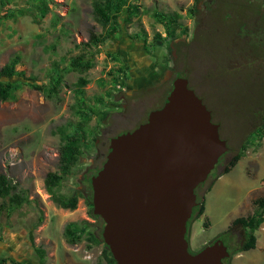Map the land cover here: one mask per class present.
Wrapping results in <instances>:
<instances>
[{
	"label": "rangeland",
	"instance_id": "obj_1",
	"mask_svg": "<svg viewBox=\"0 0 264 264\" xmlns=\"http://www.w3.org/2000/svg\"><path fill=\"white\" fill-rule=\"evenodd\" d=\"M2 1L0 14L11 9L15 15L0 19V67L18 54L19 74L8 80L25 84L13 98L0 100V173L23 189L30 203L10 217L0 212V254L39 264L38 247L44 251V264H105L102 245L88 247L89 230L103 224L90 215L83 198L87 177L102 165L111 137L135 128L164 104L176 76L188 80L228 146L196 190L206 216H198L200 209L191 216L188 249L196 253L221 240L232 252L226 264H264V222L255 230L256 245L250 250H238L245 240L240 225L224 234L235 217L252 212L255 198L264 196V32L256 31L264 26V15L255 9L264 12V0H131L138 14L128 20L122 12L118 32L106 37L93 67L84 72L67 66L82 51L90 31L106 34L94 17V0H48L42 16L32 1ZM155 10L180 15L169 35L154 20ZM191 11L195 13L189 16ZM113 54L128 64L126 73L119 71ZM172 61L173 75L154 84L152 74L172 68ZM53 70L64 75L58 95L50 99L30 84L47 83ZM79 76L88 80L83 95L76 92ZM77 108L87 114L78 115ZM66 123L88 127L82 156L55 189L78 196L74 209L59 206L44 185L47 172L58 169L62 142L55 130ZM242 145V158L218 180L224 164ZM70 221L90 224L76 244L64 235Z\"/></svg>",
	"mask_w": 264,
	"mask_h": 264
},
{
	"label": "water",
	"instance_id": "obj_2",
	"mask_svg": "<svg viewBox=\"0 0 264 264\" xmlns=\"http://www.w3.org/2000/svg\"><path fill=\"white\" fill-rule=\"evenodd\" d=\"M228 150L219 125L185 77H175L164 104L145 122L110 138L91 176L93 213L115 264H223L221 240L188 249L195 188Z\"/></svg>",
	"mask_w": 264,
	"mask_h": 264
},
{
	"label": "trees",
	"instance_id": "obj_3",
	"mask_svg": "<svg viewBox=\"0 0 264 264\" xmlns=\"http://www.w3.org/2000/svg\"><path fill=\"white\" fill-rule=\"evenodd\" d=\"M6 0H3L4 2ZM32 1L33 7L39 13L40 16L44 15L48 11V0H41V2ZM93 14L98 23L102 25L105 29L106 34L90 31L88 40L82 43V51L72 56L69 60L67 66L68 70H75L84 72L93 67L94 57L101 52V45L105 42L108 35H115L120 28V21L122 20V12L127 13V19H131L133 16L138 14L137 4L131 2V0H94L92 3ZM257 11L262 12L263 10L260 7L255 8ZM15 10L6 9L0 14V19L13 17L15 15ZM20 13L23 12V9L19 10ZM193 11L189 12V16L194 15ZM152 16L154 20L163 25L167 35L170 34V27L172 25H177V20L180 17L179 14H168L161 11H153ZM243 30V29H242ZM158 35V34H157ZM145 34L143 35V37ZM138 34L135 38H138ZM113 60L120 63L119 71L126 73L128 64L122 61V58L118 54H113ZM20 63V56L18 54H13L8 61L0 67V77L6 78V80L0 79V100L5 101L10 98H13L14 92L17 91L22 85L25 84L23 81L12 82L8 78L19 74L16 70V66ZM64 72L61 70H53L48 78L47 83H37L32 82L30 86L41 92L46 98H55L58 95L59 87L63 81ZM119 78L117 77V80ZM88 83V80L84 76H79L76 81V92L80 95L84 94V86ZM166 100V99H165ZM78 104V103H77ZM80 109L78 115L87 114L83 109ZM88 127L85 125L66 123L65 125H60L56 128L55 133H57L61 139V145L59 147V164L56 171L47 172L44 178V185L47 191L51 194V198L61 207L74 209L76 207L78 196L75 194L65 195L56 192V188L66 179L70 174H72L73 168L78 163L80 157L83 154L82 144L85 140V135L87 133ZM245 146H241V150L236 152L232 157L224 164L222 171L216 177L228 173L238 162V160L243 156ZM221 158V157H220ZM220 160V159H219ZM218 160V162H219ZM104 162V161H103ZM101 168V166L93 173V175ZM210 175V174H209ZM208 175V176H209ZM208 178V177H207ZM205 182V181H204ZM200 183L195 188V193L197 188L204 184ZM87 187L83 190V198L86 203L90 206V215L93 218L99 219L103 224V220L95 215L92 211V187L90 183V178L87 177ZM0 197L3 200L0 205V212L4 213L6 217H10L13 212L19 210L25 203H30L28 197L25 194L23 189L18 188V186L12 182L5 174L0 173ZM253 210L250 214L246 216H239L234 218L231 221V224L224 232L235 226L240 225L245 231V240L239 246V251H246L253 249L256 245V235L255 230L264 222V196L257 197L252 201ZM203 201L196 199V205L192 209V214L196 210H199V213L203 211ZM191 218V217H190ZM187 221V232L188 233V222ZM41 214L37 215V221H41ZM90 224L87 221L75 222L70 221L64 227V235L68 243L76 244L81 241L85 229H87ZM103 226V225H102ZM102 226L98 230H94L92 227L89 230L88 239L91 241V244H88V247L93 245H102L101 258L105 261V264H115V260L110 252L109 247L104 243L102 238ZM29 238H32L31 232H29ZM214 242V241H213ZM35 251L38 255L39 264H44V251L41 248L36 247ZM232 252L229 253V256L223 259V264H226L230 260ZM0 264H24V262L17 260L15 257L9 254L2 253L0 254Z\"/></svg>",
	"mask_w": 264,
	"mask_h": 264
},
{
	"label": "crops",
	"instance_id": "obj_4",
	"mask_svg": "<svg viewBox=\"0 0 264 264\" xmlns=\"http://www.w3.org/2000/svg\"><path fill=\"white\" fill-rule=\"evenodd\" d=\"M162 68V67H161ZM163 70V72H162V74L160 73V71H155V74L153 73L152 75H154V77H153V80H151V81H153L154 82V84H159V85H161V83H163L168 77H169V74H170V68L168 69V68H163L162 69ZM166 71V72H165ZM242 158V157H241ZM240 158V159H241ZM239 159V160H240ZM238 160V161H239ZM225 174H227V173H225ZM225 174H222V175H220L217 179L219 180V179H221L222 177H223V175H225ZM205 206H204V208H203V211H202V213H200L198 216H200V217H203V216H206L205 215ZM236 218V217H235Z\"/></svg>",
	"mask_w": 264,
	"mask_h": 264
},
{
	"label": "flooded vegetation",
	"instance_id": "obj_5",
	"mask_svg": "<svg viewBox=\"0 0 264 264\" xmlns=\"http://www.w3.org/2000/svg\"><path fill=\"white\" fill-rule=\"evenodd\" d=\"M252 27H253V26H252ZM256 31L264 32V26L259 27V29L256 30ZM252 32H254V28H252V30H251L250 32H248V33L252 34ZM249 39L252 40V39H253L252 36H250ZM172 63H173V67L170 68V74H169V77H171V76L173 75V73L175 72V64H174V61H172ZM169 77H168L165 81H168ZM175 77H176V76H175ZM175 77H174V78H175ZM174 78H173V80H174ZM173 80H171V88H172V81H173ZM171 88L169 89L168 93L170 92ZM168 93H167V95H168ZM167 95H166V97H167ZM165 99H166V98H165ZM147 116H148V114H147ZM147 116H146V119H147ZM146 119H145L143 122H145ZM136 127H137V126H136ZM132 129H134V128H132ZM132 129H130V130H132ZM126 131H129V130H126ZM126 131H124V132H126ZM108 151H109V147H108ZM102 164H103V163H102ZM101 166H102V165H101Z\"/></svg>",
	"mask_w": 264,
	"mask_h": 264
}]
</instances>
